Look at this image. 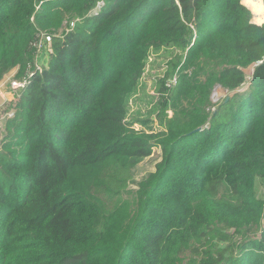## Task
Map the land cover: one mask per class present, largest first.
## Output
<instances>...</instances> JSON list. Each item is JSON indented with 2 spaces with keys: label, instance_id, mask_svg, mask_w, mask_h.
Listing matches in <instances>:
<instances>
[{
  "label": "trees",
  "instance_id": "16d2710c",
  "mask_svg": "<svg viewBox=\"0 0 264 264\" xmlns=\"http://www.w3.org/2000/svg\"><path fill=\"white\" fill-rule=\"evenodd\" d=\"M252 15L241 0H0V77L15 67L23 82L0 138V264H264V25ZM165 45L177 104L157 133L136 130L126 98ZM201 58L218 68L200 72ZM216 85L226 92L209 110Z\"/></svg>",
  "mask_w": 264,
  "mask_h": 264
},
{
  "label": "rangeland",
  "instance_id": "374dc122",
  "mask_svg": "<svg viewBox=\"0 0 264 264\" xmlns=\"http://www.w3.org/2000/svg\"><path fill=\"white\" fill-rule=\"evenodd\" d=\"M95 10L94 8L92 9V11ZM253 16L254 14L252 18ZM70 21L72 20L64 19L57 28L45 29L42 36H48L49 34L45 32L48 30H51L52 33L62 34L69 28ZM45 41H50V35L49 39H45ZM177 53L171 45L151 47L149 49L143 73L135 89L126 98V122L132 128L136 130L143 129L148 133H157L161 129L160 119L163 114L171 115L170 106L177 104V102L172 101L170 98L171 85L175 83V74L170 76L169 65L170 61L175 60L174 55ZM181 64L182 61L177 62L174 70L180 71L182 69ZM198 67L200 72H207L217 69L218 62L201 58L198 61ZM15 70V67H12L0 77V138L4 131V120L12 114L13 106L18 99L19 86L23 83L15 77ZM191 70H194V67L186 71L189 73ZM251 70L252 66L246 69L247 77ZM225 92L226 90L220 89L218 85L211 90L209 102L206 103L209 110L216 106V103L223 98ZM182 104L184 105L185 102L183 101ZM182 104L177 105V110L182 107ZM161 156V149L157 146L153 148L150 155L136 162L127 189L130 191L135 190L137 183L144 180L155 169V165L161 160ZM126 190L123 194L124 197L128 196ZM255 192L258 197H264V183L260 182V180L256 181Z\"/></svg>",
  "mask_w": 264,
  "mask_h": 264
},
{
  "label": "clouds",
  "instance_id": "9594fccd",
  "mask_svg": "<svg viewBox=\"0 0 264 264\" xmlns=\"http://www.w3.org/2000/svg\"><path fill=\"white\" fill-rule=\"evenodd\" d=\"M241 3L254 14L249 23L264 25V0H241Z\"/></svg>",
  "mask_w": 264,
  "mask_h": 264
},
{
  "label": "built area",
  "instance_id": "2783aa9c",
  "mask_svg": "<svg viewBox=\"0 0 264 264\" xmlns=\"http://www.w3.org/2000/svg\"><path fill=\"white\" fill-rule=\"evenodd\" d=\"M99 5H100V1H98L97 2V4H96V6L94 7V10L95 9H97V8H99ZM73 24H74V21H70L69 22V28L68 29H70L72 26H73ZM44 37V39H49V35L48 36H42V38ZM46 37V38H45ZM42 41H43V39H42ZM41 43V42H40ZM40 46V45H39Z\"/></svg>",
  "mask_w": 264,
  "mask_h": 264
},
{
  "label": "water",
  "instance_id": "95a60500",
  "mask_svg": "<svg viewBox=\"0 0 264 264\" xmlns=\"http://www.w3.org/2000/svg\"><path fill=\"white\" fill-rule=\"evenodd\" d=\"M200 127H197L196 129H199Z\"/></svg>",
  "mask_w": 264,
  "mask_h": 264
}]
</instances>
